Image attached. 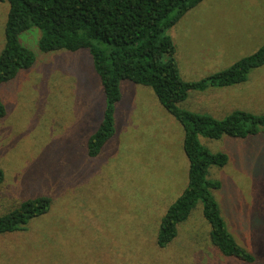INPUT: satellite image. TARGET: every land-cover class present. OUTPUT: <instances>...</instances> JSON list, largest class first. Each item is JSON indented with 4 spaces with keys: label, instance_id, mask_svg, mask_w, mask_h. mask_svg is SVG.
<instances>
[{
    "label": "rangeland",
    "instance_id": "rangeland-1",
    "mask_svg": "<svg viewBox=\"0 0 264 264\" xmlns=\"http://www.w3.org/2000/svg\"><path fill=\"white\" fill-rule=\"evenodd\" d=\"M8 11L0 2V52ZM40 35L33 28L20 36L35 62L0 86V217L29 199L45 197L51 206L23 230L0 235V264H247L212 246L200 202L173 242L157 247L160 222L188 184L183 128L150 88L123 81L115 134L89 158L85 143L104 107L91 58L85 50L43 53ZM167 35L181 78L198 81L263 46L264 0H202ZM248 79H261L264 104V66ZM196 93L181 108L199 110ZM249 110L264 115V106ZM199 140L227 156L226 166L208 169L221 184L213 195L251 264H264V136Z\"/></svg>",
    "mask_w": 264,
    "mask_h": 264
},
{
    "label": "trees",
    "instance_id": "trees-1",
    "mask_svg": "<svg viewBox=\"0 0 264 264\" xmlns=\"http://www.w3.org/2000/svg\"><path fill=\"white\" fill-rule=\"evenodd\" d=\"M9 4L5 45L0 52V86L30 69L35 56L20 43V36L35 28L41 33L38 49L43 53L85 50L91 58L104 95L102 119L85 143L86 154L96 158L115 134V106L121 100L120 83L128 81L152 90L160 106L183 128V150L187 157L188 184L167 209L156 239L165 248L177 237L197 203L210 225L209 239L226 259L251 264L254 258L228 232L213 192L221 188L208 179V169L222 168L228 158L212 153L199 138L219 140L223 136L246 139L264 136V115L234 111L217 119L181 108L189 92L225 88L245 83L252 70L264 66V44L252 55L230 67L186 82L179 73L176 47L167 31L202 0H0ZM6 115L0 102V119ZM4 175L0 169V185ZM51 201L29 199L0 217V235L19 232L32 220L48 213Z\"/></svg>",
    "mask_w": 264,
    "mask_h": 264
},
{
    "label": "crops",
    "instance_id": "crops-1",
    "mask_svg": "<svg viewBox=\"0 0 264 264\" xmlns=\"http://www.w3.org/2000/svg\"><path fill=\"white\" fill-rule=\"evenodd\" d=\"M260 81L261 79H259L257 83L250 85V81L248 79L245 83L231 87L209 88L204 92L192 94L194 96V104L197 105L199 110L203 111H188L208 114L214 118L218 117L217 119H221L234 111L252 113V110H249L251 107L256 110L264 106V104H260L263 96L258 95L262 89L259 84ZM215 113L223 114H221V116H216Z\"/></svg>",
    "mask_w": 264,
    "mask_h": 264
}]
</instances>
